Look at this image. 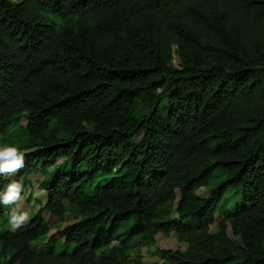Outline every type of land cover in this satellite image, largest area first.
<instances>
[{
    "label": "trees",
    "instance_id": "16d2710c",
    "mask_svg": "<svg viewBox=\"0 0 264 264\" xmlns=\"http://www.w3.org/2000/svg\"><path fill=\"white\" fill-rule=\"evenodd\" d=\"M14 126L38 153L12 176L54 169L27 223L0 203V264H141L169 232L189 245L165 264H264V0H0ZM44 210L73 218L49 252Z\"/></svg>",
    "mask_w": 264,
    "mask_h": 264
},
{
    "label": "rangeland",
    "instance_id": "374dc122",
    "mask_svg": "<svg viewBox=\"0 0 264 264\" xmlns=\"http://www.w3.org/2000/svg\"><path fill=\"white\" fill-rule=\"evenodd\" d=\"M174 62L176 64L179 63V58L177 54H174ZM26 118H23V123H25ZM11 132V138L13 141L5 142V144H14V139L20 140V128L18 126H14L10 129ZM27 140L23 139L21 140L19 146L20 150L24 153H32L37 154L38 149H27L25 147H22V145L26 144ZM3 144V141H0V145ZM65 163V159L60 158L58 164ZM65 166L68 164L65 163ZM38 170L34 174H30L29 177L26 179H15L12 175L13 173L6 174V176H11V178L8 179L6 183V189L7 186L13 182H20L23 184V190L21 193V198L18 200L15 204L6 206L8 217L10 216V213L13 211V209H17L18 211H27L29 215L34 212L38 211L41 207L44 205V200L46 198V191L42 189L41 182L43 180H46L47 178V172L54 169V166L47 167L46 170H42V164L41 162L37 163ZM201 197H208L210 196V189L206 187L200 188L196 192ZM44 218L48 222L51 230L46 238V240L43 243L37 244L34 246L35 248L39 250L44 251H53L55 246L59 248L61 246V242L63 241V238L60 236V233L58 232L59 229L67 225L68 223L73 221L72 215L68 212L65 214V219L63 222L60 220L58 216H55L51 214L49 211L45 210L43 211ZM223 219L220 215H217L215 217L214 224L211 225L210 231L213 233H216L219 231V222ZM13 228V227H12ZM15 229V228H14ZM227 233L228 236L231 238H236V236L233 234L231 227L227 226ZM188 242L186 240L179 239V237L175 234V232H169V233H158L156 235V238L153 242H148L145 244H140V247L136 249V251L133 252L132 258H136L137 256L140 257L141 264H165L166 261L162 258V251L163 250H172V251H181L184 252L188 248Z\"/></svg>",
    "mask_w": 264,
    "mask_h": 264
},
{
    "label": "clouds",
    "instance_id": "9594fccd",
    "mask_svg": "<svg viewBox=\"0 0 264 264\" xmlns=\"http://www.w3.org/2000/svg\"><path fill=\"white\" fill-rule=\"evenodd\" d=\"M24 162L25 153L21 151L18 146L14 144L0 145V173H14L24 166ZM22 190V183L16 181L11 182L7 186L6 191H4L2 195H0V203L4 204L5 206L15 204L18 200H20ZM36 212L37 210L32 212L30 215ZM6 215H8L7 210ZM30 215L27 211H18L14 208L9 216V224L13 228H18L28 222V220L30 219Z\"/></svg>",
    "mask_w": 264,
    "mask_h": 264
}]
</instances>
